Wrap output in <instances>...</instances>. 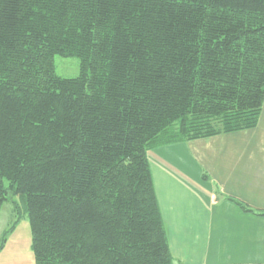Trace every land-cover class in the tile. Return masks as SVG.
<instances>
[{
    "label": "trees",
    "instance_id": "1",
    "mask_svg": "<svg viewBox=\"0 0 264 264\" xmlns=\"http://www.w3.org/2000/svg\"><path fill=\"white\" fill-rule=\"evenodd\" d=\"M263 101L264 0H0V209L24 202L34 264H174L147 151Z\"/></svg>",
    "mask_w": 264,
    "mask_h": 264
},
{
    "label": "crops",
    "instance_id": "2",
    "mask_svg": "<svg viewBox=\"0 0 264 264\" xmlns=\"http://www.w3.org/2000/svg\"><path fill=\"white\" fill-rule=\"evenodd\" d=\"M173 146L147 158L174 264H264V101L254 128Z\"/></svg>",
    "mask_w": 264,
    "mask_h": 264
},
{
    "label": "rangeland",
    "instance_id": "3",
    "mask_svg": "<svg viewBox=\"0 0 264 264\" xmlns=\"http://www.w3.org/2000/svg\"><path fill=\"white\" fill-rule=\"evenodd\" d=\"M55 73L63 78H74L79 73V62L75 58H54ZM185 141L177 142L168 145H158L147 151V157L149 160H155L159 162V156L168 151H174V144H184ZM182 149V148H180ZM181 151V150H180ZM189 164L192 165L191 162ZM13 227L12 232L7 237L6 249L1 254L0 261L7 262L5 264H10V261L29 263L33 261L32 255V245L31 236L29 230L28 214L24 202L18 197H11L6 202L3 203L0 209V241L4 236V232L9 228ZM19 250V253L15 255L12 259L9 258L11 254L10 250Z\"/></svg>",
    "mask_w": 264,
    "mask_h": 264
}]
</instances>
